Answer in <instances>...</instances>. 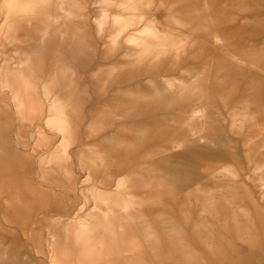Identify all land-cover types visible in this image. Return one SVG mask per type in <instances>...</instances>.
Listing matches in <instances>:
<instances>
[{
  "label": "rangeland",
  "instance_id": "rangeland-1",
  "mask_svg": "<svg viewBox=\"0 0 264 264\" xmlns=\"http://www.w3.org/2000/svg\"><path fill=\"white\" fill-rule=\"evenodd\" d=\"M0 264H264V0H0Z\"/></svg>",
  "mask_w": 264,
  "mask_h": 264
},
{
  "label": "crops",
  "instance_id": "crops-1",
  "mask_svg": "<svg viewBox=\"0 0 264 264\" xmlns=\"http://www.w3.org/2000/svg\"><path fill=\"white\" fill-rule=\"evenodd\" d=\"M80 9H84V6H83V4L82 3H79L78 4V10H80ZM85 14L82 12V16H84ZM26 48H28L29 49V46H26ZM57 53H59V51L60 50H55ZM52 52V51H51ZM54 52V51H53ZM53 52H52V54H53ZM57 53H56V55H57ZM57 57V56H56ZM59 61H62V63H64V60L62 59V58H59V57H57V59H56V61L55 62H59ZM54 64H58V63H54ZM53 64V65H54ZM50 66V65H49ZM52 66V65H51Z\"/></svg>",
  "mask_w": 264,
  "mask_h": 264
},
{
  "label": "bare ground",
  "instance_id": "bare-ground-1",
  "mask_svg": "<svg viewBox=\"0 0 264 264\" xmlns=\"http://www.w3.org/2000/svg\"><path fill=\"white\" fill-rule=\"evenodd\" d=\"M18 142V141H17Z\"/></svg>",
  "mask_w": 264,
  "mask_h": 264
}]
</instances>
